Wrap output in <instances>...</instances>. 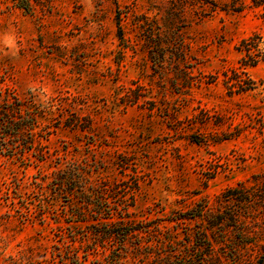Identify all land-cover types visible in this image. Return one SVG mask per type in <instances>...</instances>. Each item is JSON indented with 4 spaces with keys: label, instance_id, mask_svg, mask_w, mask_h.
I'll return each mask as SVG.
<instances>
[{
    "label": "rangeland",
    "instance_id": "1",
    "mask_svg": "<svg viewBox=\"0 0 264 264\" xmlns=\"http://www.w3.org/2000/svg\"><path fill=\"white\" fill-rule=\"evenodd\" d=\"M33 4L0 0V91L53 104L43 158L0 148V264H76L73 231L95 228L69 227L66 197L49 212L60 160L109 180L126 219L170 226L203 203L226 210L229 189L264 175V0Z\"/></svg>",
    "mask_w": 264,
    "mask_h": 264
},
{
    "label": "trees",
    "instance_id": "2",
    "mask_svg": "<svg viewBox=\"0 0 264 264\" xmlns=\"http://www.w3.org/2000/svg\"><path fill=\"white\" fill-rule=\"evenodd\" d=\"M12 1L27 13L32 12L33 2H39ZM235 75L236 82H241ZM34 96L22 99L7 89L4 94L0 91V148L9 151V158L17 156L19 148H35L39 158L45 156L41 134L47 129H42L40 121L44 112H52L53 104L50 101L45 106ZM74 118L71 124L78 125L79 118ZM57 164L54 176L49 175V186L54 191L49 195V212L53 206L55 209L57 198L66 197L68 203L62 213L69 227L91 221L88 226L95 228L91 233L73 231V240H80L81 245H66L67 260L83 264L82 256L87 259L94 254L99 264H264V175L255 177L252 185L240 183L229 189L225 200L230 206L226 210L214 212L203 203L174 215L170 226L126 219L129 212L117 211L108 199L109 180L92 184L85 174L86 166L78 160L68 162L66 167L61 160ZM204 217L208 223L191 224Z\"/></svg>",
    "mask_w": 264,
    "mask_h": 264
}]
</instances>
